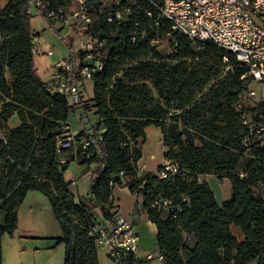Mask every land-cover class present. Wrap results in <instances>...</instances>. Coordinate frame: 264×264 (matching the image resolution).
I'll return each mask as SVG.
<instances>
[{
    "label": "trees",
    "instance_id": "trees-1",
    "mask_svg": "<svg viewBox=\"0 0 264 264\" xmlns=\"http://www.w3.org/2000/svg\"><path fill=\"white\" fill-rule=\"evenodd\" d=\"M33 1L0 7V237L17 229L26 193L38 191L60 227L63 264H98L90 227L112 217V190L127 187L142 198L156 227L163 264H264V196L256 192L264 186V140L250 132V125L264 122V102L243 100L252 82L248 68L215 44L197 48L173 31L157 18L152 1L158 0H121L129 13L120 29L99 14L95 0L100 21L91 34L104 43L107 57L92 73V94L84 99L92 132L77 134L71 147L57 151L56 136L72 111L37 74L31 21L46 19L48 10L67 7L69 0H44L38 9ZM162 38L169 54L157 48ZM12 115L19 124L8 128ZM148 126L161 130L164 160L177 165L166 178L158 176L162 164L137 176L138 141ZM73 162L83 167L80 179L89 178L77 201L64 177ZM200 174L229 181L231 194L221 205ZM231 225L241 229L242 242ZM121 264L140 262L126 253Z\"/></svg>",
    "mask_w": 264,
    "mask_h": 264
},
{
    "label": "built area",
    "instance_id": "built-area-1",
    "mask_svg": "<svg viewBox=\"0 0 264 264\" xmlns=\"http://www.w3.org/2000/svg\"><path fill=\"white\" fill-rule=\"evenodd\" d=\"M97 1L99 14H106V20L120 29L129 13V5H123L121 0ZM44 3V0H34L33 7L43 8ZM68 3L67 7L50 9L46 13V20L59 35L63 33L62 40L69 49V57L54 65L47 90L66 98L72 117L79 125L76 131L72 130L70 122L64 125L56 136L57 151L71 147L77 134L92 132L91 116L82 94L92 73L102 68L107 57L104 43L91 34L97 15L91 11L90 1L69 0ZM152 3L157 9V18L168 21L173 31L187 37L197 48L209 42L232 53L248 68L246 77L264 86V0H158ZM36 33L34 30V39L39 36ZM33 52L37 53L36 45ZM48 54L52 55V51ZM243 100L254 105L264 102V94L259 95L248 88ZM250 132L260 134L264 140V122L259 126L250 125ZM81 143L87 145L84 138ZM162 165L159 178L177 171V165L170 160H163ZM68 182L73 186L76 180L71 177ZM162 204L166 207L169 202L163 201ZM110 213V219L90 227V234L96 237L98 246L105 249L110 258L121 264L123 255L136 253L138 236L113 202ZM162 258L163 253L159 252L158 259Z\"/></svg>",
    "mask_w": 264,
    "mask_h": 264
},
{
    "label": "rangeland",
    "instance_id": "rangeland-1",
    "mask_svg": "<svg viewBox=\"0 0 264 264\" xmlns=\"http://www.w3.org/2000/svg\"><path fill=\"white\" fill-rule=\"evenodd\" d=\"M109 2L110 0H107V3ZM95 3L93 0L92 13L96 15ZM99 21L100 16L97 15L95 24ZM31 22L34 30L39 33L34 39L37 50L34 54V65L40 79L46 82L51 79L56 62L69 57V49L62 40L63 33L59 35L45 18L36 15ZM157 48L164 54L171 51L166 38L158 41ZM48 51H52V55H49ZM249 89L259 95L264 94V86L260 89L258 85H251ZM90 90L91 84L88 83L85 91L88 94ZM70 121L74 128L76 125L73 118H70ZM152 130H157L159 134L155 127L147 129L146 141L142 145L145 156L148 151L157 154L159 149L158 136H155ZM71 169L76 180H79L83 167L72 163ZM216 182L215 186L212 184L215 198L219 201L228 198L231 194L229 181ZM60 235V227L47 198L38 191H28L18 211L17 229L12 234L4 232L0 237V264H63L64 247L56 241ZM107 253L105 249L98 247L99 264H116L113 259L107 257Z\"/></svg>",
    "mask_w": 264,
    "mask_h": 264
},
{
    "label": "crops",
    "instance_id": "crops-1",
    "mask_svg": "<svg viewBox=\"0 0 264 264\" xmlns=\"http://www.w3.org/2000/svg\"><path fill=\"white\" fill-rule=\"evenodd\" d=\"M8 2L9 0H0V7L3 8ZM88 83L91 84V81L87 82V84ZM251 85L252 86L258 85L260 89L262 86L261 84L250 82L248 84V87L250 88ZM91 88H92V84H91ZM91 94H92V90H90V93L88 94H87V91H84L82 96L84 99H88L91 97ZM73 120L76 126L73 128L71 124V128L73 131H76L79 128V125L74 118ZM18 124H19L18 117L16 115H12L8 119L6 126L8 128H12V127L17 126ZM150 127H154V126L146 127L145 137L138 141V147L141 150V158L137 163V176L138 177H142L148 173H155L164 160L163 152L165 151V147L162 144L163 134L159 128L155 127L156 129L159 130V134L157 130H152V133L155 136H158V144H159V149L157 152L158 155L152 151H148V154H146V156L143 153L142 145L146 141V132H147V129ZM3 135H4L3 131L0 130V139L3 138ZM71 164L69 165V168L67 169L64 175L66 181H68L71 177H73L76 180L75 174L73 173V170L71 169ZM198 180L200 182H206L210 186L211 189H212V184H214L215 186L217 183L216 181H219L216 178V176L211 175V174H200L198 175ZM225 180L227 179H223L220 182L223 183ZM88 183H89V178L87 176L82 177L79 180H76L75 184L72 186V191L75 195L76 201H77L78 195L86 193ZM256 192L257 194L264 196V186H258L256 188ZM214 196H215V193H214ZM226 199L227 198H224V199H221L220 201L216 199V202L218 205H221L222 202ZM111 201L115 205H117L118 213L131 224V226L137 233L138 249L136 253L134 254L135 258L140 262V264H163V261L158 259L159 249H158L157 240H156V227L153 223H151L146 218V215L143 212L142 198L140 196L130 193L127 187H115L112 190ZM230 230H231L232 235L237 239L238 242H242L244 240V235L239 227L235 225H231ZM97 261L99 264L98 256H97ZM114 262L117 264L115 260ZM251 264H256V262H253Z\"/></svg>",
    "mask_w": 264,
    "mask_h": 264
}]
</instances>
